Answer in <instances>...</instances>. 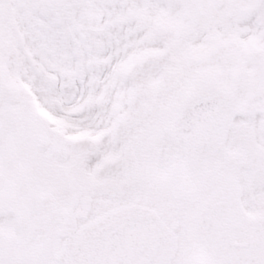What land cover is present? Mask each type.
Masks as SVG:
<instances>
[{
	"label": "snow or ice",
	"instance_id": "6c2138e0",
	"mask_svg": "<svg viewBox=\"0 0 264 264\" xmlns=\"http://www.w3.org/2000/svg\"><path fill=\"white\" fill-rule=\"evenodd\" d=\"M0 264H264V0H0Z\"/></svg>",
	"mask_w": 264,
	"mask_h": 264
}]
</instances>
